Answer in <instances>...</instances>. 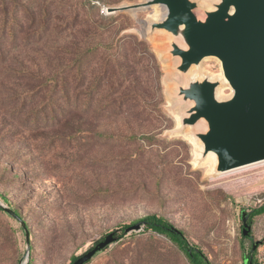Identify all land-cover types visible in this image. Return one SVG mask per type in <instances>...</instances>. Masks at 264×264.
<instances>
[{
  "label": "rangeland",
  "instance_id": "1",
  "mask_svg": "<svg viewBox=\"0 0 264 264\" xmlns=\"http://www.w3.org/2000/svg\"><path fill=\"white\" fill-rule=\"evenodd\" d=\"M143 1L0 0V207L22 217L0 209V264H188L163 235L123 233L153 213L212 264H264V162L210 176L214 160L180 132L164 32L144 33L159 7L107 13ZM200 71L222 77L215 58ZM44 75L65 89L48 95L47 124L30 90Z\"/></svg>",
  "mask_w": 264,
  "mask_h": 264
},
{
  "label": "water",
  "instance_id": "2",
  "mask_svg": "<svg viewBox=\"0 0 264 264\" xmlns=\"http://www.w3.org/2000/svg\"><path fill=\"white\" fill-rule=\"evenodd\" d=\"M210 4L145 0L108 7L107 13L165 7L164 13L146 21L144 33L164 32L162 54L178 74L172 98L179 109L180 132L191 133L200 145L202 160L214 156L210 176H215L264 162V0H213ZM209 58L220 62L222 77L200 71ZM225 87L231 93L220 97L219 89ZM5 209L20 218L14 210ZM113 242L110 235L97 247Z\"/></svg>",
  "mask_w": 264,
  "mask_h": 264
},
{
  "label": "trees",
  "instance_id": "3",
  "mask_svg": "<svg viewBox=\"0 0 264 264\" xmlns=\"http://www.w3.org/2000/svg\"><path fill=\"white\" fill-rule=\"evenodd\" d=\"M31 22L33 23V20ZM10 34H11L10 36L13 37V33L11 32ZM29 37L33 38V35H29ZM2 43L4 44L3 41H0V55H1V52L4 50V48L7 47V45L2 46ZM30 90H32L33 91L32 93H34L36 96H43L41 94H44L43 97L45 98L46 105L45 104L41 105V109L43 110L42 113L46 116H48L50 113V116L46 118L44 122L46 124L56 122L55 120L58 119L57 118L58 113H56V110H55L56 107L55 108L53 107L54 105L53 103L55 102L52 101L51 99H48L47 97L49 94L50 96H53L54 94L56 95L58 92L64 91L65 89L63 87V83H61L58 78L52 75H44L41 77L39 84L33 86ZM28 93L29 92H27V94ZM15 98L16 96H13L12 100H15ZM47 111H51V112H47ZM0 209L3 211H6L2 207H0ZM262 211H264V205L254 210V213L258 214V213H261ZM15 213L19 215L17 211H15ZM248 215L249 214L244 215L245 217L244 226L248 223L247 221L250 218V217H247ZM137 224H139L140 226H144L146 230H151L155 232L156 234L163 235L167 239H169L175 246L178 247L180 251H182V253L184 254V256L186 257L188 261V264H212L201 247H199L198 245L194 243H191L183 230L177 228L173 223H171L169 220H167L163 216L155 214V213L148 214L132 222V224L126 225V227L123 230V233L124 231L126 233L127 229ZM244 235L246 234L244 233ZM120 237L121 236L115 237L114 241L120 239ZM255 245L256 244H253L252 249L256 248ZM106 247L107 246L101 249L98 248L97 250H104ZM249 259H250V256H249ZM79 261H82V264L83 262L87 263L90 261V258L79 260L78 256H73L70 264H77ZM249 264H255L254 259H251L249 261Z\"/></svg>",
  "mask_w": 264,
  "mask_h": 264
},
{
  "label": "bare ground",
  "instance_id": "4",
  "mask_svg": "<svg viewBox=\"0 0 264 264\" xmlns=\"http://www.w3.org/2000/svg\"><path fill=\"white\" fill-rule=\"evenodd\" d=\"M162 8L164 9V12H165V10H166L165 7H162ZM159 11H160V9H159V10H158V9L154 10V12L152 13V15H151V17H150L149 19H153V18H155V17H156V14H158ZM164 12H163V13H164ZM223 89H224V88H220V89H219V96H220V97L223 96V93H222ZM203 126H204L203 123H202V124H199L198 128L201 129ZM210 157H211L212 159L214 158V156H213L212 154L210 155Z\"/></svg>",
  "mask_w": 264,
  "mask_h": 264
}]
</instances>
